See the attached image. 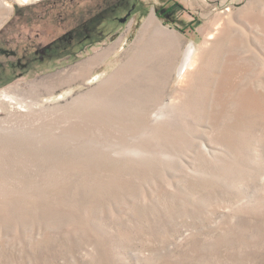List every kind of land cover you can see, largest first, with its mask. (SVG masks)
I'll return each mask as SVG.
<instances>
[{
    "label": "rangeland",
    "instance_id": "obj_1",
    "mask_svg": "<svg viewBox=\"0 0 264 264\" xmlns=\"http://www.w3.org/2000/svg\"><path fill=\"white\" fill-rule=\"evenodd\" d=\"M0 264H264V0H0Z\"/></svg>",
    "mask_w": 264,
    "mask_h": 264
},
{
    "label": "bare ground",
    "instance_id": "obj_2",
    "mask_svg": "<svg viewBox=\"0 0 264 264\" xmlns=\"http://www.w3.org/2000/svg\"><path fill=\"white\" fill-rule=\"evenodd\" d=\"M25 2H28L29 0H24ZM148 24L146 25L145 27V30L143 32V34L141 35V39L140 41L138 42V48H142L144 46H149L151 44H153L155 42V39H156V31H158V27L156 26V22L153 21V19H150L148 22ZM144 37V38H143ZM190 49L187 51V53L185 54V57H184V62L182 63V71L183 72L186 67L189 65L190 61L192 60V57L195 53V48H192V46H189ZM165 49V47H164ZM103 57V55L99 56V58ZM97 59V58H96ZM96 59L92 60L91 62H89L88 66L90 65H93L94 62L96 61ZM142 61H144V59H138V61L136 59L133 60L132 64L129 65V67H126L122 70V72L126 71V72H129V71H132V72H137V68H138V65L139 63H141ZM143 64V63H142ZM133 70H132V69ZM82 69V68H81ZM79 73H75L72 75L71 78H63L61 80V77L65 76V75H62L58 78V83H67L69 81H74V80H79L80 78V71H78ZM136 74V73H134ZM181 75V74H180ZM68 77V75H67ZM113 84V83H111ZM54 84H51V86H53ZM108 86V85H106Z\"/></svg>",
    "mask_w": 264,
    "mask_h": 264
},
{
    "label": "water",
    "instance_id": "obj_3",
    "mask_svg": "<svg viewBox=\"0 0 264 264\" xmlns=\"http://www.w3.org/2000/svg\"><path fill=\"white\" fill-rule=\"evenodd\" d=\"M121 22L122 23L126 22V18L121 19Z\"/></svg>",
    "mask_w": 264,
    "mask_h": 264
},
{
    "label": "crops",
    "instance_id": "obj_4",
    "mask_svg": "<svg viewBox=\"0 0 264 264\" xmlns=\"http://www.w3.org/2000/svg\"><path fill=\"white\" fill-rule=\"evenodd\" d=\"M150 19H153V18H150ZM155 21V20H154ZM164 31V30H163Z\"/></svg>",
    "mask_w": 264,
    "mask_h": 264
}]
</instances>
